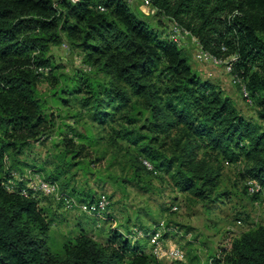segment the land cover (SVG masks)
<instances>
[{"label":"trees","instance_id":"1","mask_svg":"<svg viewBox=\"0 0 264 264\" xmlns=\"http://www.w3.org/2000/svg\"><path fill=\"white\" fill-rule=\"evenodd\" d=\"M150 1L161 23L176 22L213 56L230 60L232 74L246 84L263 123L247 119L221 87L198 74L168 29L151 26L127 0H0V264H161L140 251L135 237L117 230L106 243L81 232L53 249L52 221L40 205L41 193L23 181L12 190L6 186L12 178L5 169L7 151L19 152L53 127L37 87L53 70L47 53L58 31L86 50L93 67L117 81L84 77L64 93L82 94L84 105L93 104L99 114L110 106L114 115L138 103L149 112L152 134L134 139L143 168L154 170V162L174 167L177 185L201 195L215 178L210 167L197 163L200 150L228 163L244 153L254 162L248 172L260 187L255 193L264 192V0ZM167 139L174 142L171 156L162 149ZM63 152L76 164L87 146L64 137ZM46 179L57 181V174ZM60 187L64 197L80 203L92 205L100 196L79 198ZM107 213L108 206L92 212L105 220ZM159 229L157 222L139 231L150 242ZM211 264H264V225L235 238Z\"/></svg>","mask_w":264,"mask_h":264},{"label":"rangeland","instance_id":"2","mask_svg":"<svg viewBox=\"0 0 264 264\" xmlns=\"http://www.w3.org/2000/svg\"><path fill=\"white\" fill-rule=\"evenodd\" d=\"M131 8L151 26L164 27L170 34L171 22L161 23L155 10L147 14L138 0ZM58 35L47 53L53 70L41 77L37 87L44 114L53 116V127L42 140L30 142L19 152L7 151L5 169L12 178L6 186L14 187L23 181L32 187L57 174L56 182L69 187L79 198L105 194L109 204L105 215L108 219H98L79 205L67 207L57 196L41 193L40 205L52 221L53 249L81 232L106 243L111 231L117 230L135 237L140 251L153 255L161 264H211L215 257L231 249L235 238L264 225V192L256 194L251 190L255 180L248 170L254 162L244 153L239 160L228 163L215 153L200 150L197 163L210 167L215 178L201 195L177 185L174 167H160L154 162V170L143 168L134 139L137 134H152L148 129L149 112L138 103L137 107L114 115L110 114L114 112L110 106L106 113L99 114L93 104L84 105L82 94L64 93L76 89L78 79L84 77L106 83L117 81L93 67L86 50L66 32L58 31ZM180 48L198 74L221 87L247 119L263 123L258 107L244 98L225 65L199 61L198 47L192 38H186ZM64 137H73L87 146V155L75 160L76 164L70 162L72 154L63 152ZM166 141L162 149L171 156L174 142ZM157 222L162 233H167L162 237L160 255L152 253V245L139 231L154 227ZM175 248L185 253L184 259L172 255Z\"/></svg>","mask_w":264,"mask_h":264},{"label":"built area","instance_id":"3","mask_svg":"<svg viewBox=\"0 0 264 264\" xmlns=\"http://www.w3.org/2000/svg\"><path fill=\"white\" fill-rule=\"evenodd\" d=\"M127 1L129 4H132L136 0H127ZM138 2H139V7L142 10H144L147 14H149L151 11L155 10V8L152 6L150 0H138ZM100 9L105 10V8L103 6H100ZM170 37L177 43V45L179 47H182L183 44H185L186 38L194 39L196 44H197V47H198L197 52H196L197 59L199 61H202V62L210 61V62H213L215 64L225 65L227 70L232 75L233 83L240 87V90H241L244 98L247 101H249L250 103H253L252 97L250 95V92H249L246 84L242 81V79L239 76L232 74L233 67H232V64L230 63V60H228V59L223 60V59H219V58L213 56L211 53H209L208 51H206L203 48V46L200 44L198 39L195 36H193L190 33V31H188L184 27L180 26L176 22H171ZM39 70L48 72L50 69L48 67H41V68H39ZM144 163L149 168H152V165L149 161L144 160ZM7 188L9 190H12L13 186L8 185ZM29 188L33 192H40V193H43L45 195L57 196L60 199L64 198L65 205L67 207H75V206L79 205L82 209L86 210L89 213L94 212V210H96V209H100L101 211L105 210L109 204L108 198L105 194H101L99 196L97 203H94L92 205H89L87 203H80L79 204L78 201H76L72 197H67V196L64 197V195L61 193V187L56 181H51V180H47V179H42L36 185L29 187ZM259 189H260V187H259L258 183L255 181L251 186V190L258 191ZM23 193L28 194V191L26 189H24ZM175 208H177V207H175ZM162 225H163V223H162ZM162 237H163V233L159 229L150 238V244L152 245V253L154 255H160L161 253H163L161 246H160L161 241H162ZM171 253H172V255H174L178 259H184V257H185V253L180 248L172 249Z\"/></svg>","mask_w":264,"mask_h":264}]
</instances>
